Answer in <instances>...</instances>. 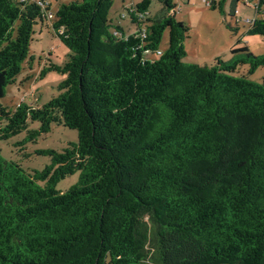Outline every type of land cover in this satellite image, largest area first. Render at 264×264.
<instances>
[{"label": "trees", "instance_id": "16d2710c", "mask_svg": "<svg viewBox=\"0 0 264 264\" xmlns=\"http://www.w3.org/2000/svg\"><path fill=\"white\" fill-rule=\"evenodd\" d=\"M113 2L51 12L0 0V95L39 21L71 51L44 70L66 74L58 96L41 107L0 105V139L29 121L40 126L26 141L59 123L79 133L63 151L40 150L51 162L33 173L0 151V264H264V81L248 77L264 53L244 45L212 66L186 62L190 27L174 0H160L161 18L148 16L152 0L133 4L127 36L109 19ZM262 14L249 34L264 35ZM75 171L79 180L57 190Z\"/></svg>", "mask_w": 264, "mask_h": 264}, {"label": "rangeland", "instance_id": "374dc122", "mask_svg": "<svg viewBox=\"0 0 264 264\" xmlns=\"http://www.w3.org/2000/svg\"><path fill=\"white\" fill-rule=\"evenodd\" d=\"M50 4L51 12H56L61 3L77 0H34ZM81 1V0H79ZM141 0H114L109 10V19L113 27H121L127 36L136 29L128 13L133 4ZM177 5V19L190 27L189 35L184 44L187 55L186 62L215 65L220 59L227 61L231 58V49L247 45L254 54L264 53V35L248 33L252 23L247 20L260 19L263 14L257 13L259 0H224L223 11L212 8V0H174ZM218 2L221 0H217ZM264 9V5L261 7ZM167 13L163 3L152 1L148 16L161 18ZM50 23V21H49ZM232 27V28H231ZM33 40L28 57L22 64L15 81L9 83L4 94L0 95V105L15 109L20 103L41 107L63 90L60 84L66 79V74L59 70H47L45 67L54 64H63L69 57L70 50L53 29L40 21L34 26ZM169 45V32L165 31L159 45L161 52ZM161 53L148 51L146 57L157 59ZM248 65L239 67L238 73L248 70ZM44 72V73H43ZM256 82L264 81V66L259 67L248 76ZM38 121H29L28 128L8 139H0V151L3 158L19 163L26 171L33 173L42 170L51 162L49 155L40 154L42 149L63 151L70 142H78V130L69 128L62 123L54 124L51 130L41 134L36 140H27L28 131L38 129ZM80 177V171L61 179L56 189L66 191L74 185Z\"/></svg>", "mask_w": 264, "mask_h": 264}, {"label": "built area", "instance_id": "2783aa9c", "mask_svg": "<svg viewBox=\"0 0 264 264\" xmlns=\"http://www.w3.org/2000/svg\"><path fill=\"white\" fill-rule=\"evenodd\" d=\"M152 1H160V0H152ZM247 1H251V0H244L245 3H246ZM262 1H263V2L261 3V0H259V3H258L257 6H256V7H257V13H258V14L260 13V9H262V8H261L262 5H264V0H262ZM39 3L42 4L43 6L49 4V3L44 2V1H41V2H39ZM263 13H264V12H263ZM49 16L52 17L53 15L50 14ZM256 20H257V18H255V19H253V20H249V19H248L247 22L254 24V23L256 22ZM252 24H251V25H252ZM143 36L145 37L146 34L144 33ZM159 53H161V52L159 51Z\"/></svg>", "mask_w": 264, "mask_h": 264}, {"label": "crops", "instance_id": "0c3cea01", "mask_svg": "<svg viewBox=\"0 0 264 264\" xmlns=\"http://www.w3.org/2000/svg\"><path fill=\"white\" fill-rule=\"evenodd\" d=\"M264 12V9H260V13L262 14Z\"/></svg>", "mask_w": 264, "mask_h": 264}]
</instances>
